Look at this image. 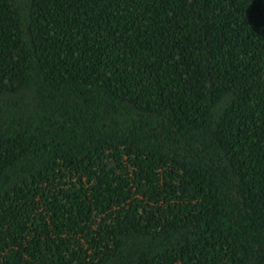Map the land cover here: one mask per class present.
Returning <instances> with one entry per match:
<instances>
[{
    "label": "trees",
    "instance_id": "16d2710c",
    "mask_svg": "<svg viewBox=\"0 0 264 264\" xmlns=\"http://www.w3.org/2000/svg\"><path fill=\"white\" fill-rule=\"evenodd\" d=\"M0 264H264V0H0Z\"/></svg>",
    "mask_w": 264,
    "mask_h": 264
}]
</instances>
